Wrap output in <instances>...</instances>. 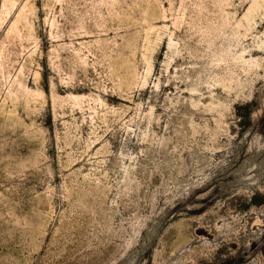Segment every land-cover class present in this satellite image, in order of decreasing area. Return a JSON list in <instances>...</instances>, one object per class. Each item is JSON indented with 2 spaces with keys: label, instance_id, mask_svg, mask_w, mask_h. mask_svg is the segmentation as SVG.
I'll use <instances>...</instances> for the list:
<instances>
[{
  "label": "rangeland",
  "instance_id": "1",
  "mask_svg": "<svg viewBox=\"0 0 264 264\" xmlns=\"http://www.w3.org/2000/svg\"><path fill=\"white\" fill-rule=\"evenodd\" d=\"M0 264H264V0H0Z\"/></svg>",
  "mask_w": 264,
  "mask_h": 264
},
{
  "label": "bare ground",
  "instance_id": "2",
  "mask_svg": "<svg viewBox=\"0 0 264 264\" xmlns=\"http://www.w3.org/2000/svg\"><path fill=\"white\" fill-rule=\"evenodd\" d=\"M8 1V0H7ZM8 4V3H7ZM9 5L12 7L13 6V0H9ZM8 12V11H7ZM14 27V26H13Z\"/></svg>",
  "mask_w": 264,
  "mask_h": 264
}]
</instances>
